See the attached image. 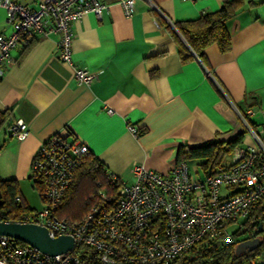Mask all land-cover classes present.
Wrapping results in <instances>:
<instances>
[{"label": "crops", "instance_id": "obj_1", "mask_svg": "<svg viewBox=\"0 0 264 264\" xmlns=\"http://www.w3.org/2000/svg\"><path fill=\"white\" fill-rule=\"evenodd\" d=\"M18 1L33 8L41 2ZM225 1L153 0L157 9L137 0L131 16L111 2L101 19L88 12L73 24V64L59 58V33L36 35L30 46L14 49L0 77V110L10 114L0 137V179H15L24 201L39 209L27 187L32 160L59 132L87 144L109 173L128 182L135 162L170 172L181 145L230 141L242 133L238 146L254 145L241 116L255 128L264 123V0H247L253 3L228 22L229 51L213 43L203 60L192 51L185 61L180 54V41L188 44L176 23ZM12 30L0 8V32ZM74 66L99 75L80 83ZM17 119L29 129L22 140L8 131ZM229 155L233 160L226 162ZM229 155L224 165L234 162L235 152Z\"/></svg>", "mask_w": 264, "mask_h": 264}, {"label": "built area", "instance_id": "obj_2", "mask_svg": "<svg viewBox=\"0 0 264 264\" xmlns=\"http://www.w3.org/2000/svg\"><path fill=\"white\" fill-rule=\"evenodd\" d=\"M148 1L158 9L153 0ZM111 2L120 3L128 16L136 11L137 0H41L38 8L0 0V8L7 10L13 23L11 33L0 32V77L12 51L36 35L59 33V58L73 64V24L88 12L101 19ZM74 69L76 79L84 84L99 75V71ZM241 117L254 145L236 147L232 164L205 173L199 164L181 160L163 173L135 162L130 182L108 172L112 184L119 179L117 193L100 191L77 221L60 217L58 208L74 182L80 158L90 149L63 132L53 134L40 146L30 170L45 205L4 221L40 224L52 237L72 236L74 244L53 255L0 234V264H172L201 244H236L235 232L246 228L253 207L264 199V123L255 128ZM8 131L22 140L29 129L23 119H17ZM16 201H21L20 194ZM253 264H264V252Z\"/></svg>", "mask_w": 264, "mask_h": 264}, {"label": "trees", "instance_id": "obj_3", "mask_svg": "<svg viewBox=\"0 0 264 264\" xmlns=\"http://www.w3.org/2000/svg\"><path fill=\"white\" fill-rule=\"evenodd\" d=\"M253 3L247 0H228L221 7L212 12H205L199 18L176 23V28L188 44L180 41V54L182 59L192 56L191 51L202 60L205 49L209 45L218 44L222 52L232 48V35L228 29V22L246 5ZM32 40L26 45L30 46ZM245 117L246 114H243ZM7 110H0V128L9 119ZM239 134L230 141H215L201 146L181 145L178 149V160L200 161L199 165L205 173L213 172L224 164L227 155L233 153L243 141ZM119 181L116 180V183ZM116 183H111L110 175L104 162L91 151L80 158L74 182L58 208V215L70 221L81 219L90 209L93 197L105 190L109 195L117 193ZM34 188L38 187L33 183ZM0 192L3 202L0 203V220H13L18 213H31L37 209L31 208L20 193L19 184L15 179H0ZM21 195V201H16V196ZM40 194V193H39ZM41 196V195H40ZM42 198V197H41ZM43 199V198H42ZM246 228L235 232L236 237L249 232V236H260L263 244L254 251L238 255L236 245L243 239L236 238V244H201L190 255L172 264H253V261L264 252V199L253 207L250 217L245 222ZM260 225L263 230L260 232ZM18 243H24L16 240Z\"/></svg>", "mask_w": 264, "mask_h": 264}, {"label": "water", "instance_id": "obj_4", "mask_svg": "<svg viewBox=\"0 0 264 264\" xmlns=\"http://www.w3.org/2000/svg\"><path fill=\"white\" fill-rule=\"evenodd\" d=\"M3 202L0 192V203ZM263 230L260 225V232ZM0 234L12 239L30 244L40 251L48 254H59L68 251L74 244V238L70 235L52 237L45 226L32 222L4 221L0 220ZM263 244L260 236L244 238L235 248L238 255L254 251Z\"/></svg>", "mask_w": 264, "mask_h": 264}, {"label": "rangeland", "instance_id": "obj_5", "mask_svg": "<svg viewBox=\"0 0 264 264\" xmlns=\"http://www.w3.org/2000/svg\"><path fill=\"white\" fill-rule=\"evenodd\" d=\"M5 128H6V126H4V125H3V127L0 128V137H1V136H4ZM232 160H233V156H232V155H229V156L227 157V159H226V162H231ZM190 163L192 164L193 161H190ZM30 180H31V179H30ZM28 182H29L30 184L27 185V187H29L30 190H31V199H33V201H35V203L37 204V207H40V208H41V206H44L45 204H44V202L42 201L41 197L39 196V193H38L37 189L32 187V185H31L32 180H31V182H30V181H28ZM19 189H20V188H19ZM20 193H21V190H20ZM40 208H39V209H40ZM248 234H249V232H246V233L242 234L239 238H240V239H244V238H246V236H247ZM244 264H248V263H244Z\"/></svg>", "mask_w": 264, "mask_h": 264}, {"label": "flooded vegetation", "instance_id": "obj_6", "mask_svg": "<svg viewBox=\"0 0 264 264\" xmlns=\"http://www.w3.org/2000/svg\"><path fill=\"white\" fill-rule=\"evenodd\" d=\"M246 238H253V237H251V236H249V234L246 236Z\"/></svg>", "mask_w": 264, "mask_h": 264}]
</instances>
